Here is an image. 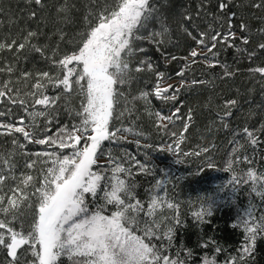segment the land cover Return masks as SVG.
I'll return each mask as SVG.
<instances>
[{
    "label": "snow or ice",
    "instance_id": "1",
    "mask_svg": "<svg viewBox=\"0 0 264 264\" xmlns=\"http://www.w3.org/2000/svg\"><path fill=\"white\" fill-rule=\"evenodd\" d=\"M27 2L41 9L46 6L45 0ZM230 4L231 0H220L218 5L220 12L227 16V29L223 33L209 25V31L212 32L209 36L208 32L199 30L192 15H183V20L190 22L193 28V31L188 28L183 31L211 55L210 67L219 65L223 68V78H232L240 71L238 68L230 70L228 64L218 59V43L225 49L236 47L234 41L237 36L233 31L236 13L228 15L226 12ZM251 7L264 10V0L253 2ZM55 11L60 25L56 30L58 42L55 47L49 49L48 45L33 43L43 33L31 30L23 36L22 42L16 39L0 42V51L13 52L17 62L21 56L27 58L26 53L31 51L56 69L55 74L50 71L19 73V80L32 81L30 89L23 95L15 81L7 79L0 83V105H5V109L0 110V118L15 115L11 106L22 109L28 117L27 123L23 114L17 123L0 120V135L13 136L12 150L0 151V252L4 254L0 264H188L193 255L190 248H179L174 255H169V249L174 247L177 232L184 226V221L179 213L180 205L158 194L161 189H165L166 181L156 182L145 206L136 197L135 181L129 177L135 175L132 167L146 175L152 174V168L127 153L125 157L132 162V167H125L120 162L122 157H113L110 151H102L105 141L127 140L126 135L118 136V133L144 135L134 131L131 126L123 127L125 118L134 122L140 117L135 115V106H127L124 93L119 91L118 86L130 83L134 79L133 73L153 67L147 57V49L138 42L147 41L159 48L171 40L165 2L87 0L83 13L78 15L75 0H61ZM2 12L3 9H0ZM196 15L199 17L200 13ZM29 18L37 20V12L31 10ZM260 19L264 24V17ZM157 26L159 30H155ZM66 29L73 30L70 32ZM238 29L244 34L238 38L240 43L248 45L249 25L240 20ZM257 31L264 33V26ZM60 42L71 45V48L58 56ZM236 52L252 62L258 53H264V42L258 43L253 50L236 47ZM140 54H144L145 59H140ZM189 55L193 58L192 63H195L200 53L193 50ZM170 59L174 61L177 57L171 55ZM204 59L208 60V56L205 55ZM133 60L136 61L134 68L130 67ZM15 72L12 64L0 67V73L10 76ZM248 73L253 78L258 76L257 82L264 89V66H250ZM177 75L183 77L184 73L180 71ZM156 76L157 83L151 92L143 91L132 99L143 100L146 104L150 103V96L164 101H177L180 87L168 85L161 88L164 73L157 72ZM206 83L193 79L190 84L182 81L181 87ZM49 88L53 94H49ZM170 90L171 94L168 95ZM75 96L81 97L79 110L72 107V98ZM122 100L124 107L119 110L115 105ZM240 106L238 99L224 101L223 114H216L224 129L229 128L228 118ZM257 107L264 110V102ZM62 112L70 118L69 123L60 124ZM114 114L121 126L110 128ZM154 115L158 129H168L169 125L174 127L177 121L183 122L182 127L179 132H170L173 141L166 148L153 149L151 144L143 147L169 151L178 157L175 161L177 164L184 163L189 157L201 158L200 171L216 167L211 156L216 147L214 144L204 147L198 145L197 150L193 151L182 149L186 134L195 123L193 109L189 108L186 114L181 115L180 107L177 106L170 115L160 112ZM255 115V112L250 111L248 119ZM39 118H43V124L37 122ZM54 125H59L55 132L52 130ZM258 132H264V123L258 129L250 130L245 126L240 133L233 131L230 143L235 147L232 153L235 154L242 147L235 136L246 138L247 143L255 149L260 142L256 135ZM21 138L23 143L20 142ZM136 143L139 147L140 142ZM31 144L45 147L40 151H26L27 145ZM49 148L58 151H49ZM65 149H70V152L63 153ZM98 153L110 157L111 175L93 170V166L97 165ZM144 156L147 160L148 153L145 152ZM240 160V156L229 158L224 170L235 173L233 165ZM243 160L252 163L248 156H244ZM18 169L19 177L16 175ZM27 170L36 171L37 176L26 174ZM10 180L12 184L7 183ZM242 180L245 183L252 181L255 185L256 182H264V174L257 175L249 169L241 178L233 174L228 183L235 186ZM261 188L264 189V183H261ZM253 191L256 192L255 186ZM256 194L264 199V191ZM92 202H96L95 207L91 206ZM216 203L211 197L201 198L199 208L192 212L193 220L197 224L210 223ZM109 206L112 210H109ZM165 210L173 212L168 215ZM234 227L242 228L244 233V243L239 251L240 264H255L257 242L264 239V215L257 217L250 208ZM161 241H166V244L158 243ZM210 244L215 246L216 253L222 251L215 240L205 241L200 247L208 248ZM236 261L237 258L232 257L225 264H236ZM203 264H216V261L204 257Z\"/></svg>",
    "mask_w": 264,
    "mask_h": 264
},
{
    "label": "trees",
    "instance_id": "2",
    "mask_svg": "<svg viewBox=\"0 0 264 264\" xmlns=\"http://www.w3.org/2000/svg\"><path fill=\"white\" fill-rule=\"evenodd\" d=\"M61 0H45V7L41 9L38 5L29 4L27 0H0V42L16 39L18 42L23 41V36L27 31H40L43 34L39 40H33V43L38 45H48L49 49L56 46L58 36L56 30L60 26L59 20L56 17V7ZM79 13H83L84 5L87 0H75ZM165 2V14L168 17V27L170 29L171 40L166 42L162 47H157L147 41L138 42L144 48H149L147 57L153 67L151 70L145 68L140 73H133L134 79L125 85L118 86L119 91L124 93L129 108L135 106V115L140 117L139 120L133 122L130 118L123 120V127H133L134 131L142 132L143 136H137L132 133H118L117 135H126L127 140L119 142L105 141L102 145V151L111 152V156L123 158L120 160L125 167H132V162L125 157V153L129 156H134L136 159L147 163L152 168V174L146 175L139 172L138 168L132 167L135 173L130 180H134L136 184V197L145 203L147 206L150 196V190L154 187L158 180H164L165 189L159 191V195L180 205L179 213L184 221V226L181 227L176 235L174 247L169 249V255H174L176 249L190 248L192 250V259L188 264H203V258L215 259L216 264H225L232 257H236V264L239 262V251L244 243L242 228L234 227L239 218L251 208L253 214L257 217L264 215V199L256 192L264 191L261 188V183L256 182L253 185L252 181L247 183L241 181L238 185H232L228 182L232 179L233 174L237 178L245 176V173L252 169L257 175L264 174V132H258L260 142L253 149L240 135L235 136L236 140L240 141L242 147L238 148L235 154L232 153L235 145L230 143L233 140V131L240 133L247 126L249 129H258L264 123V110L258 108L257 105L264 102V89L257 82L259 77L253 78L248 73V68L255 66H264V53H258L257 58L249 62L244 56L236 52V47L248 48L253 50L258 43L264 42V33L257 31L264 26L261 17H264V10H258L251 7L253 2L257 0H231L229 9L226 10L228 15L232 12L236 13L233 18L234 28L237 39L234 41L233 48H221L218 43L219 50L218 59L222 63H226L231 69H240L236 76L232 78H223V68L219 65L210 67L212 61L210 54L206 53L202 46H199L183 31L188 28L193 31L190 22L183 20L184 14L192 15L195 24L200 31H206L209 36L212 34L209 31V25L215 30L222 33L227 29V16L221 13L218 5L220 0H162ZM35 10L37 12V20L29 18V12ZM197 12L200 16L197 17ZM243 20L249 25L250 32L248 33L250 40L248 45H243L239 41V37L244 35L238 29V23ZM223 25V27H221ZM72 31L73 29H66ZM155 30H159L158 26ZM195 34V32H194ZM206 38V43H207ZM71 48V45H65L60 42L59 55H63ZM196 50L200 53L196 57V62L192 63L193 58L189 53ZM50 54V52H49ZM142 55V54H141ZM175 55L176 60H171L170 56ZM208 56V60L204 56ZM27 58L21 56L19 62L13 52L0 51V67L5 64H12L16 72L12 75L0 73V83L4 80L11 79L16 82V86L21 89V95L30 89L32 81L27 82L19 80V73L29 71L36 73L37 71H50L55 74L56 69L49 63L41 60L38 54L28 51ZM187 57V60L185 59ZM140 59H145L142 55ZM136 65L131 64L134 68ZM183 71V77L177 75ZM157 72L164 73V78L160 82V87L163 83H172L175 87H180V93L177 101H164L150 96V103L146 104L143 100H133V97H138L141 92H151L157 83ZM195 80H204L208 83L195 85L188 88L181 87L182 81L190 82ZM49 94H53V90L49 88ZM168 95L171 94V90ZM238 99L240 108L235 109L233 116L228 118L229 128L224 129L216 114L220 112L222 115V105L225 100ZM81 102L80 96L72 98V107L79 110ZM180 107V114L184 115L188 109H193L195 123L187 133V139L182 145L183 151L197 150V146L204 147L214 144L216 147L212 150L211 156L216 164L215 168H204L200 171L201 158L189 157L184 160V163L177 164L178 159L169 151H156L155 148H166L171 144L173 138L170 136L171 131L179 132L182 127V121H177L173 127L169 125L168 129H158L155 126L156 117L154 113L160 112L163 115H170L175 107ZM13 107L15 115L0 118L6 123H17L20 115H25V123L28 122V117L23 113L22 109L16 106ZM119 110L124 107V101L115 105ZM5 105H0V110H4ZM252 111L256 115L248 119V113ZM152 113V115H149ZM70 118L64 112L60 116V124L69 123ZM38 123L43 124V118H39ZM78 122V121H73ZM120 127L121 122L113 117L110 128ZM59 125H54L52 130L56 131ZM211 129V131H209ZM51 134V133H49ZM19 136V134H15ZM13 136L0 135V151H11V140ZM137 141L140 142L138 147ZM21 143L24 141L20 140ZM151 144L153 149L143 147V145ZM45 146L27 145L26 151L35 152L43 150ZM49 151H58L55 148H49ZM67 154L70 149L62 150ZM145 152L148 153V159L145 160ZM97 165L93 166L94 171H102L105 175H111V167L109 164L110 157L97 154ZM235 156H240L241 160L233 165L235 173L225 171L226 162L229 158L235 159ZM244 156H248L252 161L251 164L243 160ZM182 158V157H180ZM19 159V157H17ZM20 170L16 175L19 177ZM26 174L37 176L34 170H27ZM168 181H171L168 183ZM7 183L12 184L10 180ZM253 186L256 192L253 191ZM31 190V189H29ZM166 190V191H165ZM7 191V189H5ZM211 197L217 201L214 207V215L210 218V223L197 224L192 218V212L196 211L200 204L201 198ZM101 202L102 201H98ZM96 202H92V207H95ZM109 210L111 206H109ZM168 215H171L173 210H165ZM215 240L222 251L216 253L213 245L208 248H202L200 245L205 241ZM158 243L166 244V241ZM3 253L0 252V260L3 259ZM182 256L185 253H181ZM255 264H264V239L258 240ZM67 264V262H65Z\"/></svg>",
    "mask_w": 264,
    "mask_h": 264
},
{
    "label": "rangeland",
    "instance_id": "3",
    "mask_svg": "<svg viewBox=\"0 0 264 264\" xmlns=\"http://www.w3.org/2000/svg\"><path fill=\"white\" fill-rule=\"evenodd\" d=\"M172 83L171 82L170 83H163L162 86H161V88H166V87H168V85H172Z\"/></svg>",
    "mask_w": 264,
    "mask_h": 264
},
{
    "label": "bare ground",
    "instance_id": "4",
    "mask_svg": "<svg viewBox=\"0 0 264 264\" xmlns=\"http://www.w3.org/2000/svg\"><path fill=\"white\" fill-rule=\"evenodd\" d=\"M146 49H147V51H148V49H149V48H147V47H146ZM142 55H144V54H142ZM142 55L140 54V56H139V57H141ZM132 64L136 65V61H135V60H133Z\"/></svg>",
    "mask_w": 264,
    "mask_h": 264
}]
</instances>
